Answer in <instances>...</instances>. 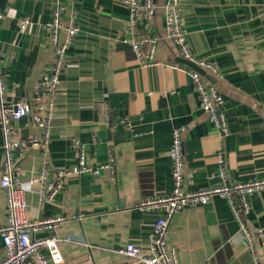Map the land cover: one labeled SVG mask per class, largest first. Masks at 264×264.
Returning a JSON list of instances; mask_svg holds the SVG:
<instances>
[{
	"label": "crops",
	"instance_id": "0c3cea01",
	"mask_svg": "<svg viewBox=\"0 0 264 264\" xmlns=\"http://www.w3.org/2000/svg\"><path fill=\"white\" fill-rule=\"evenodd\" d=\"M165 2L155 0L152 20L140 19L137 24L139 34L158 38V64L147 67L123 42L129 20L124 0L63 1V23H74L78 32L66 52L49 140L44 150L31 146L17 152L16 162L23 182L36 175L44 158L52 168H71L77 139L85 146L90 166L99 168L112 159L113 172L100 168L97 174L71 176L63 191L44 204L35 194L25 193L30 219L65 218L53 231L59 239L60 264H130L118 252L127 242L149 249L158 210L140 211L136 204L170 194L168 150L174 128H183L185 173L192 180L186 189L220 185L216 162L220 133L200 110L189 75L170 66L180 56L167 37ZM180 9L190 50L221 73L216 78L207 72L224 98L228 183L264 179V0H180ZM0 12L6 97L12 103L30 98L49 66L52 50L45 24L51 19L52 0H0ZM25 19L28 23L21 28ZM105 104L114 128L105 123ZM13 134L26 139L38 135V130L22 117L13 122ZM2 143L0 128V174ZM246 201L248 231L263 234V239H255V250L259 264H264V188L247 195ZM5 219L0 189V225ZM168 228L169 244L180 264H253L225 198L215 195L205 205L184 207Z\"/></svg>",
	"mask_w": 264,
	"mask_h": 264
},
{
	"label": "built area",
	"instance_id": "2783aa9c",
	"mask_svg": "<svg viewBox=\"0 0 264 264\" xmlns=\"http://www.w3.org/2000/svg\"><path fill=\"white\" fill-rule=\"evenodd\" d=\"M64 0H52L51 19L45 24L52 57L49 66L40 80L32 88L30 98L21 97L15 102H8L6 97L7 81L3 72V57L0 43V128L2 134L3 160L0 174V189L5 200V223L0 225V264H60L63 261L58 248V237L53 234L65 220L57 216L48 219H30L27 216L25 193H33L39 204L52 202L64 189L65 181L81 173L97 174L100 168L113 172L112 159L107 164L95 168L86 162L85 146L77 139L73 148L77 153L74 166L67 169L52 168L44 158L36 175L23 182L22 169L17 165L16 153L27 147L44 150L49 140L50 128L55 112V100L60 86V75L65 65L66 52L78 32L74 23L64 24ZM129 10L127 37L123 42L130 46L133 54L143 66L158 64L155 51L158 38L155 35L139 34L137 24L140 19L150 21L155 15V0H124ZM167 37L175 44L178 55L199 68L210 72L214 77H221L220 71L211 63L197 58L190 50L187 34L181 16L180 0H166L163 5ZM2 14L0 12V21ZM28 23L25 19L21 28ZM64 35V36H63ZM170 66L186 72L191 78L197 93L199 107L220 136L216 148L217 174L220 185L187 190L192 180L186 176L182 127L171 132V144L168 156L171 160L172 190L168 196L145 198L136 204L140 211L158 210V217L149 234V249L142 250L132 242H127L118 252L130 260V264H180L175 248L169 244V224L173 216L184 207L205 205L217 195L225 198L243 232L247 249L253 258V264H259L255 250V239H263L260 230L252 234L248 231L245 216L249 212L247 195L260 192L264 188V179H253L244 183L229 184L224 163V139L229 135V126L224 111V98L216 86L207 81L200 73L184 64L173 63ZM28 117L38 130V135L31 138L17 139L13 134V122ZM104 118L107 126L112 125L111 111L104 106ZM124 123V121H121ZM45 156V153H43ZM49 233L39 236L38 233ZM264 247V240H262Z\"/></svg>",
	"mask_w": 264,
	"mask_h": 264
},
{
	"label": "water",
	"instance_id": "95a60500",
	"mask_svg": "<svg viewBox=\"0 0 264 264\" xmlns=\"http://www.w3.org/2000/svg\"><path fill=\"white\" fill-rule=\"evenodd\" d=\"M177 62L179 64H184L187 65L188 67L192 68L193 70L197 71L198 73H200L207 81H209L210 83H213V78H211L207 72L201 68H199L198 66L194 65L193 63L183 59V58H179L177 59Z\"/></svg>",
	"mask_w": 264,
	"mask_h": 264
}]
</instances>
